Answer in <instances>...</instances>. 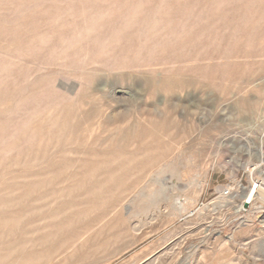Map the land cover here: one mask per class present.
<instances>
[{
  "label": "rangeland",
  "instance_id": "374dc122",
  "mask_svg": "<svg viewBox=\"0 0 264 264\" xmlns=\"http://www.w3.org/2000/svg\"><path fill=\"white\" fill-rule=\"evenodd\" d=\"M263 79L264 0H0L1 264H264Z\"/></svg>",
  "mask_w": 264,
  "mask_h": 264
},
{
  "label": "bare ground",
  "instance_id": "6f19581e",
  "mask_svg": "<svg viewBox=\"0 0 264 264\" xmlns=\"http://www.w3.org/2000/svg\"><path fill=\"white\" fill-rule=\"evenodd\" d=\"M95 1V0H94ZM97 1H99V0H97ZM91 2V1H90ZM102 7V6H101ZM105 7V6H104ZM60 9H62V8H60ZM65 10V9H64ZM127 12H129V11H127ZM179 12V11H178ZM59 14V13H58ZM140 14V13H139ZM139 14H137V15H139ZM145 14V13H144ZM261 15V14H260ZM149 17V16H148ZM59 19V18H58ZM121 19V18H120ZM153 19V18H152ZM189 19V18H188ZM75 20V19H74ZM106 21V20H105ZM110 21H112V20H110ZM72 23V22H71ZM115 24V23H114ZM182 24V23H181ZM255 24V23H254ZM158 25V24H157ZM100 27V26H99ZM117 28V27H116ZM105 29V28H104ZM166 29V28H165ZM105 31V30H104ZM72 32H73V30H72ZM76 35V34H75ZM61 36V35H60ZM70 36V35H69ZM79 37V36H78ZM136 37V36H135ZM260 37V36H259ZM61 38V37H60ZM72 38V37H71ZM62 40V39H61ZM82 40V39H81ZM103 41V40H102ZM187 44V43H186ZM190 44V43H189ZM133 48V47H132ZM53 49V48H52ZM70 49V48H69ZM55 50V49H54ZM68 50V49H67ZM90 50V49H89ZM81 52V51H80ZM86 52V51H85ZM49 53V52H48ZM102 63V62H101ZM264 80V79H263ZM100 84V83H99ZM102 84V83H101ZM257 103V102H256ZM146 112V111H145ZM52 125H53V123H52ZM51 125V126H52ZM16 143V142H15ZM54 146V145H53ZM8 152H10L9 150H8ZM260 176H261V174H260ZM251 178H253L252 177V175H251V177H250V179ZM262 178V179H261ZM261 180H254V179H252V181H251V187H249V189L246 191V193L244 194V196H243V203H242V205H241V208L242 209H244V207H246V206H250L251 208H252V206L254 205V202L255 201H259V202H261V203H264V172L262 173V176H261ZM74 188V187H73ZM239 189H241V190H243V191H245V188H243V187H239ZM71 190H72V187H71ZM100 191V190H99ZM98 192V191H97ZM68 193H69V191H68ZM223 195V194H222ZM223 197H224V195H223ZM221 198V200H220V202L221 203H225V198ZM228 199V198H227ZM220 203V204H221ZM257 204V203H256ZM222 205V204H221ZM224 205V204H223ZM222 205V206H223ZM263 205V204H262ZM226 206V205H225ZM181 208H182V206H181ZM180 208V209H181ZM255 209V208H254ZM263 209V208H262ZM178 210V209H177ZM183 210V209H182ZM179 212L181 211V210H178ZM237 211H239V210H237ZM236 211V212H237ZM242 211V210H241ZM248 211V210H247ZM7 220V219H6ZM17 222V221H16ZM244 222V221H243ZM4 226L6 225V224H9L10 222H5V221H3V222H1ZM9 252H15V250L13 251V250H8ZM10 255H13V253L12 254H10ZM25 255V254H24ZM23 255V256H24ZM1 258V257H0ZM5 260V259H4ZM0 264H1V261H0ZM22 264H30L29 262H26V261H24V263H22Z\"/></svg>",
  "mask_w": 264,
  "mask_h": 264
},
{
  "label": "built area",
  "instance_id": "2783aa9c",
  "mask_svg": "<svg viewBox=\"0 0 264 264\" xmlns=\"http://www.w3.org/2000/svg\"><path fill=\"white\" fill-rule=\"evenodd\" d=\"M224 194H225V195H228V194H229V191H228V190H225V191H224Z\"/></svg>",
  "mask_w": 264,
  "mask_h": 264
}]
</instances>
